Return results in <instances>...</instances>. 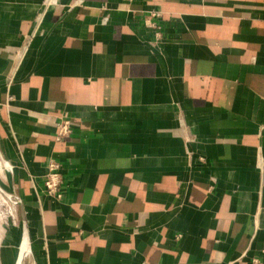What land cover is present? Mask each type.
<instances>
[{"label": "crops", "instance_id": "1", "mask_svg": "<svg viewBox=\"0 0 264 264\" xmlns=\"http://www.w3.org/2000/svg\"><path fill=\"white\" fill-rule=\"evenodd\" d=\"M0 158V264H264V0H0Z\"/></svg>", "mask_w": 264, "mask_h": 264}, {"label": "built area", "instance_id": "2", "mask_svg": "<svg viewBox=\"0 0 264 264\" xmlns=\"http://www.w3.org/2000/svg\"><path fill=\"white\" fill-rule=\"evenodd\" d=\"M58 0H44V9L54 5ZM158 12L150 11L146 17V24L149 26H156L154 17ZM39 24V23H38ZM21 54L17 55L18 60L21 59ZM12 81V79H10ZM74 122L66 117L61 116L56 124L55 139L58 142H64L73 132ZM63 172L61 163L55 159L50 158L47 163V169L44 175V186L46 192L51 197L61 200L63 199ZM1 186V185H0ZM2 194L0 198V248L3 245V240L6 236L8 229L12 226L19 224V210L18 206L21 205V199L18 195L6 191L2 186L0 188Z\"/></svg>", "mask_w": 264, "mask_h": 264}, {"label": "bare ground", "instance_id": "3", "mask_svg": "<svg viewBox=\"0 0 264 264\" xmlns=\"http://www.w3.org/2000/svg\"><path fill=\"white\" fill-rule=\"evenodd\" d=\"M3 162H5L2 158H0V173H3V170H4V168H5V164L3 163ZM6 163V162H5ZM7 165V164H6ZM2 175V174H1ZM0 194H2L1 192H0ZM0 198H1V195H0ZM23 250H24V252H23V257H24V255H25V252L27 251V242L25 241L24 242V244H23V248H22Z\"/></svg>", "mask_w": 264, "mask_h": 264}, {"label": "water", "instance_id": "4", "mask_svg": "<svg viewBox=\"0 0 264 264\" xmlns=\"http://www.w3.org/2000/svg\"><path fill=\"white\" fill-rule=\"evenodd\" d=\"M0 188H1V186H0ZM24 242H25V241H24ZM24 242L22 243V246H21V249H20V254H19V257H18V259H17V264H21V263H22L23 252H24V250H23L22 248H23V244H24Z\"/></svg>", "mask_w": 264, "mask_h": 264}, {"label": "rangeland", "instance_id": "5", "mask_svg": "<svg viewBox=\"0 0 264 264\" xmlns=\"http://www.w3.org/2000/svg\"><path fill=\"white\" fill-rule=\"evenodd\" d=\"M4 164H5V166H6V163L5 162H3Z\"/></svg>", "mask_w": 264, "mask_h": 264}]
</instances>
